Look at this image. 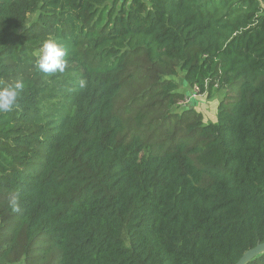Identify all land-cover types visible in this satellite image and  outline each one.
<instances>
[{"label":"trees","instance_id":"trees-1","mask_svg":"<svg viewBox=\"0 0 264 264\" xmlns=\"http://www.w3.org/2000/svg\"><path fill=\"white\" fill-rule=\"evenodd\" d=\"M50 36L63 73L36 67ZM180 72L197 95L225 91L215 121L173 108L185 94L164 75ZM16 81L0 264H235L264 242V0H0V87ZM125 85L133 105L169 106L133 115L130 138Z\"/></svg>","mask_w":264,"mask_h":264},{"label":"rangeland","instance_id":"rangeland-1","mask_svg":"<svg viewBox=\"0 0 264 264\" xmlns=\"http://www.w3.org/2000/svg\"><path fill=\"white\" fill-rule=\"evenodd\" d=\"M165 79L174 80L179 84L178 91L185 94L184 98L179 99L178 103L173 107L175 110H181L185 107H194L198 112L201 113L205 122H209L210 119H214L215 112L218 108V105L222 99L225 98V93H223L222 98L217 96L215 98H208L205 94L196 95L194 94V89L190 87L184 79V72H180L178 75H171L166 73ZM232 92H235L234 90ZM233 95L234 93H229ZM151 99L150 101H153ZM181 104V105H180ZM146 104H134L133 105V86L125 85L123 89L120 91L117 99H116V108L119 112L123 113L130 120L129 124L125 128L123 135L126 138H130L133 136V115H136L140 110L144 113L146 110L150 112L147 114L149 119H153L152 123L162 122L165 119L166 113L168 112V104L167 102H163L161 100L156 101V106L149 108ZM177 106V107H176ZM170 110V109H169ZM149 119L145 118L141 120L142 124H147ZM175 121V119H171L169 122ZM135 122V121H134ZM138 125V123H135ZM168 124V122H167ZM172 127V126H171ZM9 232V230H7ZM8 264H24L22 260L17 262H9Z\"/></svg>","mask_w":264,"mask_h":264},{"label":"clouds","instance_id":"clouds-1","mask_svg":"<svg viewBox=\"0 0 264 264\" xmlns=\"http://www.w3.org/2000/svg\"><path fill=\"white\" fill-rule=\"evenodd\" d=\"M67 49L55 37L46 38L39 50L36 52L37 62L36 67L44 74L53 75L63 73L67 67ZM86 80L79 81V87H86ZM24 85L21 81L9 83L6 86L0 87V112H8L12 110L18 101V97ZM13 211H17L15 199L11 202Z\"/></svg>","mask_w":264,"mask_h":264},{"label":"water","instance_id":"water-1","mask_svg":"<svg viewBox=\"0 0 264 264\" xmlns=\"http://www.w3.org/2000/svg\"><path fill=\"white\" fill-rule=\"evenodd\" d=\"M264 252V242L258 243L255 247L249 249L235 264H248L256 256Z\"/></svg>","mask_w":264,"mask_h":264},{"label":"crops","instance_id":"crops-1","mask_svg":"<svg viewBox=\"0 0 264 264\" xmlns=\"http://www.w3.org/2000/svg\"><path fill=\"white\" fill-rule=\"evenodd\" d=\"M218 93H219V94H218ZM223 93H225V91H219V92H216L211 98H215L217 94H218L217 96H220V98H222V96H223L222 94H223ZM217 109H218V108H217ZM216 115H217V110H216V112H215L214 119H210V121H215V120H216Z\"/></svg>","mask_w":264,"mask_h":264},{"label":"built area","instance_id":"built-area-1","mask_svg":"<svg viewBox=\"0 0 264 264\" xmlns=\"http://www.w3.org/2000/svg\"><path fill=\"white\" fill-rule=\"evenodd\" d=\"M194 94H196L195 91H194ZM196 95H197V94H196Z\"/></svg>","mask_w":264,"mask_h":264}]
</instances>
